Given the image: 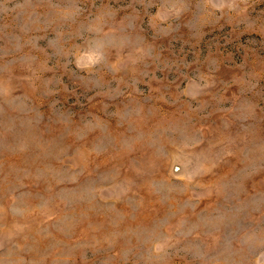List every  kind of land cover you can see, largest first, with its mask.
<instances>
[{"label": "rangeland", "instance_id": "obj_1", "mask_svg": "<svg viewBox=\"0 0 264 264\" xmlns=\"http://www.w3.org/2000/svg\"><path fill=\"white\" fill-rule=\"evenodd\" d=\"M0 264H264V0H0Z\"/></svg>", "mask_w": 264, "mask_h": 264}]
</instances>
